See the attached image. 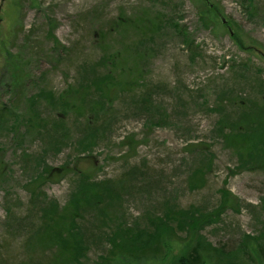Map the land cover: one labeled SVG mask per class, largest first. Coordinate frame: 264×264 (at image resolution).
Here are the masks:
<instances>
[{
  "label": "rangeland",
  "instance_id": "374dc122",
  "mask_svg": "<svg viewBox=\"0 0 264 264\" xmlns=\"http://www.w3.org/2000/svg\"><path fill=\"white\" fill-rule=\"evenodd\" d=\"M0 40V264H43L51 250L29 241L47 208L39 191L63 205L80 170L116 182L117 202L83 216L79 264L108 258L100 233L153 230L174 210L190 220L179 236L198 220L196 244L245 261L248 239L264 236V165L240 163L223 132L248 126L240 103L264 102V0H0ZM108 71L120 84L104 101ZM250 113L263 150L264 117ZM33 114L42 127L13 130ZM47 166L64 173L32 185Z\"/></svg>",
  "mask_w": 264,
  "mask_h": 264
},
{
  "label": "trees",
  "instance_id": "16d2710c",
  "mask_svg": "<svg viewBox=\"0 0 264 264\" xmlns=\"http://www.w3.org/2000/svg\"><path fill=\"white\" fill-rule=\"evenodd\" d=\"M213 15L215 16V14ZM0 43L2 44L3 51L8 53L7 48L3 46L5 42L0 40ZM238 43L240 42L238 41ZM13 69L16 70V68ZM119 84L118 78L111 71L98 77L96 87L101 90L99 92L100 99L108 101V93H113ZM15 85L13 84V87ZM86 90V87L80 88L77 94L79 102L85 101ZM29 102L32 105L35 99L31 97ZM61 102L68 109L74 107L77 103L72 99L67 100L64 96L61 97ZM252 104L257 105V113H261L264 117V102L240 103L239 109L235 111L233 116L241 113L239 121L243 120L248 126L244 129L243 126L236 125L233 130L223 132V139L240 156V163H251L252 158L253 163H255L260 158L258 166H262L264 165V149H257L255 147L256 138L251 135V131L249 130V127L253 124L252 121H256V118H252L250 113ZM243 108L244 110L241 111ZM6 109L4 105H0V124L4 121L1 119V116ZM23 124L25 125L23 129H35L38 125L43 126L41 122L38 123L35 114L28 118L25 115H21L14 119L13 130L17 131ZM60 126L61 124L59 123L58 128ZM63 168V166L57 169L47 166L34 179L32 185H37V188H40V184L43 181L54 179L52 177L56 178L58 174L64 173ZM199 174L200 171L198 170L196 175ZM75 175L77 176V180L74 182V190L63 205H58L55 200L46 199V195L39 191L47 208L42 209L39 226H37L29 241L32 242L33 248L42 251L45 249L51 250V253L43 261V264H79L80 255L85 254L89 247L87 232L82 226L84 225L83 221H81L83 216L86 213L94 212L98 219L101 218V213L108 214L109 212L116 211V208H114L117 202L116 182H92L90 181L89 171L85 170H80ZM229 196L230 193L225 198L227 202L230 201ZM184 213L186 212L174 210L167 212L163 218H156V223H152L154 225L153 230L147 229L135 233L132 228L126 229L124 226H121L112 234L109 231L100 233L101 238L103 235L108 237L110 244L109 256L108 258L107 256L102 258V264H105V261H108L109 264H222L225 259H221L222 255L219 256L215 247L203 249L196 244V226L199 223L198 220L190 223L186 234L178 235L176 229H179V234H181V230H185L181 224L188 226L190 222L189 219H184L186 218V214ZM120 231H125L129 236L133 233L135 234L131 236L132 239L130 241L124 242L125 238L119 237ZM144 236L148 237V244L139 246L142 240L141 237ZM262 238L264 236L260 235L255 239H248L245 248L241 250L244 254L240 255L245 261L243 263L239 261L236 264H264V241L261 240ZM174 245L181 248L180 252L176 255H172L171 253ZM199 248H201V251H199ZM162 251H164L163 254ZM235 256L237 257V254Z\"/></svg>",
  "mask_w": 264,
  "mask_h": 264
}]
</instances>
